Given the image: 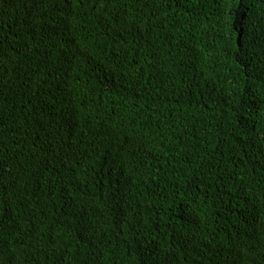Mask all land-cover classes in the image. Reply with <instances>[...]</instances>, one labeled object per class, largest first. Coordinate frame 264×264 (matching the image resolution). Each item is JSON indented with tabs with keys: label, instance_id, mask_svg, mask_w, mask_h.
<instances>
[{
	"label": "trees",
	"instance_id": "trees-1",
	"mask_svg": "<svg viewBox=\"0 0 264 264\" xmlns=\"http://www.w3.org/2000/svg\"><path fill=\"white\" fill-rule=\"evenodd\" d=\"M0 264H264V0H0Z\"/></svg>",
	"mask_w": 264,
	"mask_h": 264
}]
</instances>
